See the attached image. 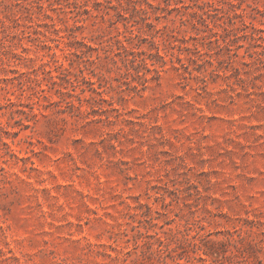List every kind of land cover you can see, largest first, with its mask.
I'll list each match as a JSON object with an SVG mask.
<instances>
[{
	"label": "rangeland",
	"instance_id": "1",
	"mask_svg": "<svg viewBox=\"0 0 264 264\" xmlns=\"http://www.w3.org/2000/svg\"><path fill=\"white\" fill-rule=\"evenodd\" d=\"M0 264H264V0H0Z\"/></svg>",
	"mask_w": 264,
	"mask_h": 264
}]
</instances>
